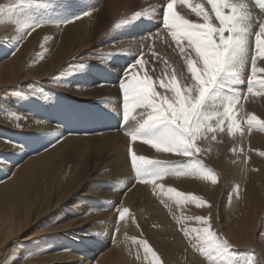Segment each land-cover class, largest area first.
Returning <instances> with one entry per match:
<instances>
[{"label": "bare ground", "instance_id": "bare-ground-1", "mask_svg": "<svg viewBox=\"0 0 264 264\" xmlns=\"http://www.w3.org/2000/svg\"><path fill=\"white\" fill-rule=\"evenodd\" d=\"M26 1L28 3H36V2H42L44 0H35V1L26 0ZM83 1L88 4V6L83 9V11L84 13L88 12L89 16L88 17L82 16L83 13L81 12L83 11L79 10L76 12L77 14L72 16L73 18L81 15L82 17H80L78 21L76 22L73 21L74 23L72 22V24L67 25L65 28L54 29L57 30L59 33L55 35L51 34L53 38L52 39L53 43L52 45H50V48L48 49L49 52L43 51L45 59L42 62V65L39 66L36 70H32L29 72L26 71V69L24 68L27 61L25 56L26 53L30 51L29 49L32 46L34 48L35 45L32 44L37 43L38 33L41 34L43 33L42 31H47V30L40 31V29H42L40 28L38 33L35 32L30 37V39H28L23 44H21L20 42L24 39V36L26 35V33H28L31 30V28L26 30H24V28L20 29L19 31H17V33L14 35L12 39L2 38L3 41L0 43V46L2 47L0 49L1 50L0 95L3 89L9 90V89H14L16 86L18 87V85L24 86L23 84L26 83L27 81L30 84L31 83L30 81L41 80L42 83L45 84L47 82L49 83L50 80H54L57 77H60L58 76L57 73L60 71V67L63 65V62L64 61L69 62V60H72V58L67 60L66 58H69L73 54H75L74 56H77L76 59H79L78 58L79 56L80 58H82L83 57L82 53L88 46H92V45L94 46L95 44H97L96 42H94L96 40L93 38V33L96 31L95 26H97L98 24H103L101 26L105 25L106 27L109 28V30L111 29L117 30L118 33L121 34V37L117 35L119 37L109 36V38L113 37L114 38L113 42L117 40V42L118 41L122 43L124 42L125 45L127 44V42H129V44H133L132 46L130 45L128 48L129 49L131 47L136 48L135 50H138V53L137 54L135 52L134 53L137 56L141 54L139 52V49L144 47L145 50H149V51L153 50V48L157 47L155 42L159 41L158 43L160 48L158 47L157 48L163 52L161 55L163 63L161 64L166 65V68L159 67V72H161L162 74V77L160 76L159 77L163 81L169 84L174 83L175 86L180 87L181 92L183 94L184 85L190 84L192 82L191 73L188 70V66L185 61V58L181 54L180 48L177 47L175 40L171 42L172 45L171 44L166 45L164 40L160 37V36H166L170 38L172 35L169 32V30L167 31L160 29L158 32H153L155 26L158 27L161 23L162 12H163V11L161 12V10L164 9V5L167 3V0H82V2ZM228 2L231 4L243 3L247 5V10L251 13V16L253 18L254 27L252 28V31L258 32V27H255V22L259 19H264V16L261 17V12H259L256 9L257 0H228ZM24 5L25 4H23V6ZM192 5L196 7H202L204 9L205 15L197 16L196 13L192 12L190 9V6ZM69 8H71V6H69ZM139 9H143L145 12L137 18L138 23L136 22L134 24L126 21L127 18H129L128 14ZM2 10H3L1 14L2 18L7 20L9 16L7 12L8 9L4 8ZM177 11L185 18L197 24H205L211 27L219 26V21L216 18V14L215 11L213 10V6L210 0H189L188 4L178 3ZM11 13L13 14V12ZM32 13L36 20L30 22L38 23L36 18L37 11L34 6L28 7L27 9H23L22 11L20 10L19 12H17V15L14 12V14L16 15V20L14 21L24 22L26 19L31 18ZM70 13L74 14L75 12L73 11ZM27 14L30 15L27 16ZM15 15L13 16L15 17ZM9 19L11 20V17ZM9 22L10 23L7 24V26L9 27H12L13 24H15V22L12 21ZM30 24L31 23L25 22L24 26L26 27L29 26ZM150 24H154V25L152 26ZM86 25L88 26L85 28ZM129 27L130 29L128 30ZM144 28H146L147 30H145ZM99 29L100 28H98V30ZM129 31L130 33L135 32L133 37H129ZM13 39H16L14 44L10 43L6 45V42H8L6 40H13ZM252 40L254 42V37L252 38ZM105 42L107 43V41ZM154 44L156 47H154ZM19 46H20V51L18 48ZM169 46L174 48L171 49ZM182 47L187 48L186 42L182 45ZM128 48L126 47V49ZM187 50L188 52H190V48H188ZM18 51L23 54L24 58L21 59L19 57L20 54H18ZM157 52L159 53V51ZM157 52L156 54H158ZM92 55L97 57L98 55H100V53H98L97 50H94L92 52ZM103 55L101 56L100 59H94L97 64L95 70L98 69V66H102L101 67L102 69H107L106 72H109L108 77L107 78L105 77L106 79L103 80L104 82L103 85H105L103 89L91 88L92 90L86 93L88 91V90L86 91L88 82H84L81 83V85L79 84L78 87V88L81 87L82 89L80 88L76 90L73 84L74 81L70 79L71 78L70 76H67L65 74L64 76L70 78L66 79V83L64 82L65 88H61L59 90H61L62 96H64L65 99L68 98L69 100L75 98V96L77 98L78 96H80L81 101L85 97L90 100L94 99L96 101V99H100L101 97L105 98V96H107L111 100L109 101V106L107 105L106 107L103 108L106 110V112L111 110L113 113L109 115H107L106 113L105 115L95 112L94 113H90L88 111L84 112L78 118V121L76 120V117L74 118L77 121L76 124L73 123L67 124L68 130L64 131V133H61L62 131L58 133V130H56V128L53 129L50 126L52 128L50 131H46L42 133L43 138H45L41 140L42 143H38L37 138H35L36 136L33 135L34 130L38 128L40 125L44 124L43 122L40 121V118L44 116L43 118L45 119L48 118L49 120H53L51 117L55 116L56 118H59L62 115L60 114L61 111L60 112L54 111L55 113L54 114L52 113L49 116L48 114H44L43 108L42 109L37 108L36 111L37 110L38 111L34 116L36 119H33L34 121H32L30 124V121L32 119L29 120L27 116H25V115H33L34 109H32L30 103L25 101V105H24L22 103L23 100H19V102L22 105L21 107L24 108H21V112L23 114L22 115L20 114L19 111L20 108L18 109L17 108L18 106L16 108L14 107L15 110H18V112L16 111L17 112L16 116L21 117V118H17L11 115L10 112L11 111L13 112L15 110H11V107L9 106V104L12 106L15 105V104L13 105V102H15L16 99L15 97L17 94L13 95L14 92H12L9 94V96L5 98H3L2 96L0 97V117L4 118V120L1 121L0 124V179L2 178L4 171L9 169V165L13 161L12 155L16 151L14 148L16 145L27 148L25 154L27 155L29 160L21 164L18 170L14 171L12 175V177L14 176V179L7 186L0 187V264H7L9 262V255L12 256V254L14 255V253L18 255L17 259L19 261L16 260V263L18 264H51L54 263V261L58 257L60 259L61 258L65 259V261L69 264H96V263L98 264H165L169 261L172 262L173 264H205V260L203 259L206 256L204 258H202L203 256L197 257V255L194 253L191 247L193 245V242H191L188 239L184 241L182 238L183 236H185V233L186 232L188 233L189 229L192 228V227L189 228V225L187 227H185V225H182V222L184 221L183 223H185V220L188 219V216H190L189 214L191 213V209L188 208L189 205L187 204H186L187 206L186 205L184 206V204L186 203L185 200L176 197V192H180L184 194V196L190 200L193 199L191 198L192 197L191 195L193 196L197 195L200 198H204L205 200L206 199L205 197H209L210 195L209 182L211 183V181L209 180H211V178L205 180L202 179L201 177H193L192 173H189L187 169L185 170L182 169L183 170L182 171L180 165H178V162H176L177 165L174 164L175 165L174 166L172 164L173 163L172 161H177L178 160L177 157L175 158L173 156L174 157L173 158L172 155H169L167 153V151H162V150L157 151L155 148L153 151V149H150L149 146L151 143L148 142L150 140L149 137L142 138L140 135H137V139L132 140L131 138L132 135L137 134L140 129V127H137L136 124L138 123V121H143V119H145L146 121V118L144 116H141L140 114L141 113L140 109L142 110V108H137L129 111L128 121L124 122L121 113L122 111L124 113V109H121L122 108L120 107L121 105H119V108L117 106L116 107L112 106V101L114 99V96L116 98V93H115L116 88L115 86H112L113 84L112 82H114V80L122 74H123L122 80L119 83L127 82V79L130 78L133 73H135L138 79H144L145 75L142 74V72H144L142 71V69L144 70L145 68H143V66L137 68L139 65H141V63H136L138 57H136V59L131 57L132 54L129 53V50L125 51L121 47H117V45L111 47V50H107V55H104V59H102ZM192 55L195 56V53L193 52ZM250 55L251 52L248 53V56H246V61L248 60V57ZM143 60L144 59L141 58L142 65L144 63ZM80 61L85 62V60H81V59ZM113 61L114 62L117 61L119 63L118 67H115L114 70L116 72L115 75L111 74V71L113 69V67H111V63ZM134 63H136L135 69L132 68V64ZM145 63H147L146 60ZM256 67H257V76L252 84V89H253L252 92L246 91V89L248 88L247 76L251 71L250 61L246 63L244 69L245 82L239 85H228V87L231 86L233 88L240 89L241 91L237 93V95L240 96L239 102L234 103L232 105V110H234V112L235 111L238 112V114H236L235 118L234 119L232 118V120L229 121L225 120L227 122L224 123V125L222 122L223 132H225V127H228L227 124L231 126L233 121H235V123L244 121L248 125V120H250L251 117L255 115L257 117V120L253 122L251 128H249L248 125L247 129L245 130V128L242 125L240 126L237 124L238 127L236 128V131L239 135L242 134V137H244L245 132L246 135L249 136L248 131H252L253 133L264 134V94H261L264 93V85L258 83L259 80L264 79V71H261V69H264V59L257 58ZM74 69H76V72L77 70H79L78 67ZM88 70H92V68H89ZM198 70H199V66H198ZM148 77H150V75ZM169 77H173L174 80H170ZM69 79L71 81H68ZM91 81L95 82L92 78ZM151 81L153 83L152 84L153 88L158 93H164L169 98H172L174 96L173 92L171 91L166 92L165 88L161 87V83H159V81L156 83L154 80ZM225 82L228 83V81L226 80L223 81V83ZM52 83L50 81V84H48V86L50 85L49 87L51 88L52 86H56L55 84L52 85ZM78 83L79 82H77L76 85ZM34 85L36 84L34 83ZM44 86L43 84L42 86L40 85V87H44ZM227 89L222 91V93L220 94L222 97L220 98L224 97V95L227 92ZM102 91L104 93H100ZM214 91H216V89ZM214 94L213 93L211 94V98H213L212 99L213 102H216L217 98L214 97ZM62 96L60 95L57 96L59 102H60L59 99L62 98ZM121 98L123 99V95L121 96ZM211 98L207 102L206 108L210 110H216L214 112L213 111L210 112L212 116H215V114L218 115L220 114V112L222 113L221 117L224 116V110H222L220 106L218 107L217 105L210 102ZM258 99L261 102L257 101ZM10 100H12L11 103ZM88 104L95 106V104L89 102ZM56 109L60 110L63 109V107L62 106L56 107ZM234 112H232V114ZM237 118L239 121L237 120ZM71 119H73V117ZM68 121L72 122V120H68ZM15 122L17 123L22 122L21 126L24 127V129L23 130L14 129L12 124ZM105 123H109L106 129L97 130L98 128L97 125H103ZM118 124L125 125V127H127L130 131L129 130L126 131L124 129L123 131L124 133H121L120 134L121 136L118 135L119 130L117 132V129L115 127ZM46 126L48 127L49 125ZM56 126L58 127V125ZM59 127L61 128V126ZM93 134L96 135L102 134V135L94 136ZM222 134H220V136L223 138L224 135ZM199 138L200 137H198V139ZM9 140L14 143H9ZM219 142L215 141L214 142L215 144L213 143L214 150H218L219 153L217 152V156L221 155L222 157V155L226 154V152L224 151L225 145L223 144L222 141ZM47 144L48 146H46ZM46 147H48L47 150H45ZM41 151H43L42 154ZM68 152L71 156L75 155L74 156L75 158L77 155L78 161L80 160L79 163H75L74 167L69 161H68L69 163L67 162L68 156H70L68 155ZM229 152L228 154H230ZM111 153L114 154L112 158V163L110 162L108 163V158L110 156L109 154ZM130 153H135L137 157H144L145 163L143 167L147 172L150 173L162 172L163 175L160 176L158 179H156L155 183L151 182V177H148L149 180L148 183H142L139 182L138 180L136 181V178L134 180V174H133L134 171L132 170V166L130 163L131 157L128 156ZM210 154H213V152H210ZM233 155L241 156V152H238V154L234 153ZM175 156H177V154ZM93 157H96L97 160H100L101 158L103 159L107 158V162H105L106 164L103 162L102 165L104 169L102 168L99 169L100 168L99 162L95 161L94 166L91 168L90 171H88L89 168L91 167L89 161L91 158L93 159ZM72 159H74L73 156ZM154 160H162V163L159 166H157L155 164V163L158 164L157 161L154 162V164L152 163ZM166 160H168L167 161L168 165L167 166L164 165L165 167L164 169L165 171H164L161 167L162 164L166 162ZM67 163H68L67 170H70L69 168L73 167L71 168V170L75 172V176L69 186H64V182H62L59 186H55V187L53 186L48 187L47 184H43V185H39L37 192H34V187L37 183V180L40 177L44 178L45 180H52V181L55 180L60 170L67 171L65 169V164ZM110 165L112 171L108 170V166ZM262 165L264 166V159L262 161ZM100 170L102 171L108 170V172L110 173L109 175H113L114 178L117 180L120 189L127 190V192L123 195L124 205L121 212H123L125 208L128 209V212L125 213L123 218L119 220L114 219L113 217H109L108 228H112L114 224L117 227L113 229L112 235H109V231L106 232L105 235L104 232H102L103 237L99 241H96L92 236L93 231L92 229L89 228L88 222H87L88 225L87 228L83 224L85 221L81 220L80 217L73 216L69 213L67 217H65L66 212H64V210L68 206L65 205L62 208L61 214L58 213L59 211L58 207L64 204L65 203L64 201H68L67 205L72 202L70 205H73L74 207L75 205L76 206L82 205L85 202L87 206L81 207L79 211L77 210L78 211L77 214L79 213L88 214L90 213V211L91 213L99 211L100 208L102 207V202L100 201L96 203L93 202L92 199L88 196V194L87 193L82 194L81 190L83 189L84 182L87 181L91 172H95V171L97 172ZM216 171L217 173H220V175H223L219 169H217ZM97 177L102 178L101 176H97ZM254 180H256V182L258 181L257 179ZM261 185H263V183H261ZM257 186L260 187V189L262 190V187L260 185ZM46 187L48 188L46 189ZM97 188L100 189L101 186ZM46 190H51L52 192L50 195H47L46 198H44L40 195V193H44L46 192ZM91 190H92V186H90L89 191ZM196 191H200V193H197ZM262 193L264 194L263 190ZM81 194L82 196H80ZM33 200L37 202V204L41 206V208H38L36 210L30 208V204L32 203ZM104 204L105 203H103V205ZM133 204L135 206L139 205L138 211H136L133 208ZM194 205L195 204H193V206ZM200 207H202V204ZM204 208H202L201 210H203ZM246 209H247L246 212L252 211V215L254 217L257 208L255 210L254 207L252 209H248V208ZM49 210L50 213L46 214L45 212ZM49 215H52V217H50ZM44 219H49L47 221V224L49 227H51L50 230L33 235L31 233H28L33 228L34 224L37 221H43ZM61 219H66V222L64 225L58 226L57 223H59ZM180 219L181 221L182 219L185 220L179 223L178 221H180ZM244 219H251L250 215H245L242 219H239V221L237 220L238 225L236 224L235 221V225H231L228 228L231 237L240 234L237 237H234L235 239L234 238L231 239L233 245L234 244L238 246L241 245L242 244L241 236H244L243 234L249 233L250 229L252 228V225L249 224ZM243 221H245L246 223H241ZM254 221L255 219H251L250 223H253ZM175 222H178L179 224L177 223L178 225L176 226L174 224ZM189 224H192V222L190 221ZM154 226H157V228L155 230H152V227ZM162 229H167L169 233L162 232L161 231ZM147 231H150V234H152L154 237H151ZM179 231L182 234H179ZM24 234L27 236H24ZM86 234H90V236H87ZM172 237H174V240H172ZM179 238L182 241V243L179 240ZM14 239L15 240L18 239V243H21L24 246L21 245L17 247L15 246L13 249H11V252H9V246L14 244ZM37 240H40L39 241L40 244L36 246L33 249V251H30L29 249L31 248L32 244ZM253 240L254 238H252L251 241L252 243ZM102 241L104 245L110 243L112 250L109 249L108 252L103 254V256L99 257L100 252L105 247L101 245L100 242ZM236 242L238 244H236ZM255 242H257L258 245L263 246L262 248H264V238L255 237ZM37 243L38 242H36V245ZM199 244L200 243H198V245ZM146 247L151 248L157 254V257L155 259L153 258L150 252L147 254L145 253ZM55 251H64L65 253L64 254L52 253ZM200 255H202V252Z\"/></svg>", "mask_w": 264, "mask_h": 264}, {"label": "rangeland", "instance_id": "rangeland-1", "mask_svg": "<svg viewBox=\"0 0 264 264\" xmlns=\"http://www.w3.org/2000/svg\"><path fill=\"white\" fill-rule=\"evenodd\" d=\"M25 1L26 0H0V43L3 41L2 38L12 39L14 37V35L17 33V31H19L20 29L24 28V30H26V29L30 28V25L33 24L30 21H35L36 20L34 15H33V13L31 14V18H33V19L28 18L24 22H20L19 21L20 23L18 21H14V20H16L17 12H19L20 10L22 11L23 9H27L28 7H33L34 6L36 11H37V16H36L37 22L40 23L42 20H44V23H41L38 27H35L34 29H31L28 33H26V35L24 36V39L20 43L23 44L24 42H26L28 39H30V37L35 32L38 33L40 28H42V29H40V31L41 30H47V31H42L43 33H41V34L38 33V36H37L38 41H37V43H33L32 45H35L34 48L32 46L29 49L30 51L26 53L25 58H26L27 61H26V65H25L24 68L26 69L27 72H29V71H32V70H36L39 66L42 65V62L45 59L43 51L49 52L48 49L50 48V45H52V43H53L52 35H55V34L59 33L57 30H54V29L65 28L67 25L72 24L73 21L74 22L78 21V19L72 20L69 23H59V22H63V21H67V20L71 19L72 16L77 14L76 13L77 11H79V10L83 11V9L88 6V4L86 2H84V1L82 2V0H78L79 2L77 0H51V2H50V0H44L42 2H36V3H28L27 1L25 3ZM33 1H35V0H33ZM64 1H65L66 4L64 3ZM23 4H25V5L23 6ZM31 5H33V6H31ZM256 5L257 6H261V0H257ZM69 6H71V8H69ZM4 8L8 9L7 12H8L9 16H8L7 20L3 19L2 16H1V14L3 12L2 9H4ZM163 10L164 9H162L161 12ZM73 11L75 13L71 14L70 12H73ZM11 12H13V14ZM14 12H15L16 15L14 14ZM53 12H54V14H53ZM144 12L145 11L143 9H139V10H136L134 12H131L130 14H128V17L130 19L127 18L126 21L135 24L138 21L137 18L139 16H141ZM81 13H84V11L81 12ZM137 13H139V15H137ZM13 15H15V17ZM29 15L30 14H27V16H29ZM55 16H56V18H55ZM82 16L88 17L89 14L88 15H82ZM82 16H80V17H82ZM10 17H11V20L9 19ZM9 21L15 22V24H13L12 27H9V26H7V24L10 23ZM25 22L26 23L28 22V23H31V24L29 26L25 27L24 26ZM63 25H64V27H63ZM101 25H103V24H98L97 25L98 27L95 26L96 31L93 33V38L96 40L94 42H96L97 44H95L94 46L93 45L92 46H88L87 48L89 50L86 48L87 50L85 49L83 51V53H82L83 57L82 58H80V56H79L78 57L79 59H76L77 56H74L75 54H73L69 58H66V60L67 59H71V58H72V60H69V62L68 61H64L63 62L64 66L62 65L60 67V71L57 73L58 76H60V77H57L54 80H50L51 83L53 82L52 85L55 84L56 86H52V88L49 87L50 85L48 86V84H50V81H49V83L47 82V83L44 84V83H42L41 80H35V81L33 80V81H30L31 82L30 84H29L28 81H27L28 83L27 82L24 83L23 85L25 87L21 86V85H18V87L16 86L14 89H9V90L3 89L2 90V93H1L0 97L2 96L3 98L9 96V94L12 93V92H14L13 95L17 94L16 97H15L16 98L15 102H13V105L14 104L15 105L12 106V105L9 104V106L11 107V110H15V108L18 106L17 108L18 109L20 108L19 111H20V114H22L21 108H24V107H21L22 105L19 102V100H23L22 103L24 105H25V101L31 104L32 109H34L33 115H25V116H27V118L29 120L32 119L30 121V124H31L32 121H34L33 119H36L34 116H35L36 112L38 111V110L36 111L37 108H40V109L43 108L44 109V114H48L49 116L52 113L54 114L56 111H58V112L61 111L60 114H62V115L59 118H56L55 116L51 117L53 120H49L48 118L45 119V118H43L44 116H42L40 118V121L43 122L44 124L40 125L33 132V135L36 136L35 138H37L38 143H42L41 140L45 139V138H43L42 133H44L46 131H50L52 128L53 129L56 128V130H58V133H60L61 131H62L61 133H64V131L68 130L67 129L68 128L67 124H69V123L76 124L77 121H78V118L84 112L88 111L90 113H94L95 112V113H100V114H105V115H106V113H107V115L113 113L111 110H109L111 112H109V111L106 112V110L103 108V107H106L107 105L109 106V101L111 99H109L107 96H105V98L101 97L100 99H96V101L94 99L90 100V99H88L86 97L83 98L82 101H81L80 96H78V98L76 96H75V98L71 97L72 99L69 100L68 98L65 99V97L62 96L61 90H59L61 88H65L64 85L66 83V79H68L70 77H71L70 79L74 81L73 84H74V88L76 90L81 88V87L78 88L77 85L79 86V84L81 85V83H84V82H88V86H87V89H86V91L87 90L88 91L86 93H88L90 90H92L94 88L103 89L105 87V85H103L104 84L103 80L108 77L109 72H106L107 69H102L101 68L102 66H98V69L95 70L97 64H96L94 59H100L103 54L107 55V50H111V47H113V46L117 45V47H121L125 51L129 50V53L132 54L131 57H133L135 59H136V57H138L137 60H140V61H141V58H142V59H144L143 60L144 63H145V60H146L147 63H145V64L143 63V68H145V69L144 70L142 69V71H144L145 74H144V72H142V74L143 75H147V77L150 75L149 78H151V80H154L155 83L158 82V81H159V83H161L162 79L160 77H162V74H161V72H159V67L160 68H166V65H162L161 64V63H163V60L161 58L162 57L161 55H162L163 52L158 49V48H160L159 47V43H158L159 41L155 42V44H156V46L158 48L154 44V47H156L157 49L153 48V50L149 51V50H145V48L142 47L143 49L142 48L139 49V52L141 54L137 56L136 54L138 53V50H135L136 48H133V47H131L132 49L128 48L130 45L132 46L133 44H129V42H127V44L125 45L124 42L123 43L119 42V41L117 42V40H115L113 42V40H114L113 37H119V36L121 37V34L118 33L117 30H115V29L109 30V28L106 27L105 25H104L105 27L101 26ZM150 25L153 26L154 24H150ZM87 26L88 25H86L85 28ZM98 28H100V29L98 30ZM104 28H106V29H104ZM129 29H130V27L128 28V30ZM144 29L147 30L146 28H144ZM102 30H103V32H102ZM105 30H106V32H105ZM110 34H113V35H110ZM134 34H135V32H131L130 33V31H129V37H133ZM94 35H96V36H94ZM117 35H119V36H117ZM109 36H113V37L109 38ZM102 37H104V38H102ZM170 38H169L170 40H164L166 45H170L171 42L174 40L172 36ZM6 41H8V42H6V45L10 44V43L14 44L16 39L6 40ZM105 41H107V43ZM112 43H115V44H112ZM101 44H102V46H101ZM126 47L128 49H126ZM169 47L171 49L174 48V47H171V46H169ZM1 48L2 47L0 46V49ZM18 48H19V51H20V46ZM94 50H97V52L100 53V55H98L97 57L93 56L92 52ZM141 50H143V51L145 50V51L143 52ZM19 51H18V54H20L19 57L21 59L24 58L23 54L21 52H19ZM153 51H156V52L159 51V53L157 52L158 54H156V52H153ZM0 52H1V50H0ZM190 52L193 53L191 49H190ZM155 54H156V56H155ZM104 55H103L102 59H104ZM80 59L81 60H85V62L84 61H80ZM118 64L119 63L117 61L116 62L113 61L111 63V67H113V69L111 71V74L115 75L116 72L114 70H115V67H118ZM77 67L79 68V70H77V72H76V69H74V68H77ZM139 67H141V65H139L137 68H139ZM72 68H73V70H72ZM89 68H92V70H88ZM197 69H198V66H197ZM87 72H89V73H87ZM31 73H34V72H31ZM69 73L72 74V75H70ZM79 73H81V74H79ZM65 74L67 76H70V77L64 76ZM95 74H96L97 77L95 76ZM122 76H123V74L118 76L114 80V82H112L114 84V85L112 84V86H115V88H116V90H115L116 91L115 92L116 93V98L114 96L115 101L113 99L112 106L113 107L117 106L119 108V105H121L120 106V107H122L121 109H124V107L122 106L123 99L121 98L122 90L119 87V85H120L119 82L122 80ZM36 78H38V77H36ZM91 78L95 82H92ZM169 78H170V80H174L173 77H169ZM70 79L68 81H71ZM144 79H145V77H144ZM33 82L36 85H34ZM77 82H79V83L76 85ZM37 84L39 85V87H38ZM42 84H43V86L44 85L45 86L44 87H40V85L42 86ZM224 84L226 85L225 89L223 87H219L220 90L218 88V89H216V91H213V94L215 93L214 97L217 98L216 102L212 101L213 98H211L210 102H212L213 104L217 105L218 107L220 106V108L222 110H224V112H225V108H226V105H227L226 103L227 102L223 98H220V97H222L220 94L222 93V91H224V90H226L228 88L229 84L227 82H225ZM19 86H21V87H19ZM97 86H98V88H97ZM45 87H46V90H45ZM21 88H22V90H21ZM56 88H58V89H56ZM58 91H59V93H58ZM100 93H104V92L102 91ZM58 95L62 96V98L59 99L61 104H60V102L57 99ZM73 95H74V93H73ZM18 96H20V97H18ZM35 101H37V102H35ZM257 101L261 102L259 99ZM11 102H12V100H10V103ZM88 102L92 103V104H95V106L96 105L97 106L95 107L93 105H89ZM16 103H17V105H16ZM58 105L62 106L63 109H60V110L56 109V107H60ZM207 110L209 112L216 111V110H210V109H207ZM16 111L18 112V110H15L13 112L9 111V112L17 114ZM51 111H53V112H51ZM140 111H141V113H140L141 116H144L146 118V120H147L148 115L151 113V109L142 108V110L140 109ZM232 112H234V110H232ZM121 113H122V116H123L124 115L123 111ZM236 114H238V112H236V111L233 114L231 113V119H229L225 115L224 116L227 119L224 116L221 117V115H222L221 112L218 115L215 114V116H213V119L208 121V124L210 123L209 125L214 127L213 130L208 131L209 134H208L207 131L206 132L202 131L201 132L202 135L201 134L198 135V137H200V138L198 139V137H197V139H196V141H197L196 144L198 145V148L200 150L195 155H191V156L183 155L184 156L183 157L182 155H178L177 154V156H175L176 155L175 153L172 154L170 152H167L169 155H172V157L173 156L175 158L177 157L178 160L177 161H172L173 163L172 162L171 163L173 165L174 164L177 165L176 162H178V165H180L181 170L182 169L183 170L187 169V171L189 173H192L193 177H201L202 179H205V180L211 178V180H209V181H211V183L209 182V184H210V195H209V197H205L207 199V201H206V199L204 200V198H200L197 195H194V196L191 195L192 197L189 195L191 198L195 197V201H198V202L202 201L199 204L200 206L202 204V207L196 205L197 202L192 201L193 199L185 200V199L182 198L183 200L186 201L184 206L187 204V205H189L188 208L191 209V213L189 214L190 216H188V219H190V220L182 219V221L185 220V223H183L184 221L182 222L181 219H180V221H178V222L179 223L182 222V225H185V227H187L188 225H189V228L192 227L188 231V233H189L188 236L187 235H185V236L182 235L183 236L182 238H183L184 241H186V239H188L191 242H193V240H191V239H192L193 235L195 234L194 230L197 229V228L203 230L204 228L207 227V228H209V231L214 234V237H218V238H221V239H226L228 241V244H229V247H230V251L232 253H234V259L240 260V264H243V260H245V259H247L249 261V264H264V248H262L263 246H260V245H258L257 242H255V237L256 238H259V237L260 238H264V194L262 193V190L264 191V166L262 165V161L264 159V149H263L264 148V134L253 133L252 131H248L249 132V136H247L246 132H245L244 137H242V134L239 135L237 133L236 129L233 131L232 130V125L230 126L229 124H227L228 127L224 126L225 127V132H223L224 123H226L229 120H232V118L234 119ZM13 117L21 118L19 116H13ZM72 117H73V119H71ZM75 117H76L77 121L74 119ZM219 118H220V120L223 121V125L222 124H220V125L216 124V121L219 120ZM3 120H4V118L0 117V124H1V121H3ZM68 120H72V122L68 121ZM225 120H227V121H225ZM237 120H238V118H237ZM144 122H145V119H143V121H138V123L136 122L137 123L136 124L137 127H140L141 124H143ZM21 123L22 122H20V123L15 122V123L12 124V126L16 130H23L24 127L21 126ZM51 124H53V125H51ZM54 124L58 125V127L56 125H54ZM122 124H123V122H122ZM122 124L121 125L118 124L117 126H115L116 129H117V132L119 130V132H118L119 134L118 135H120L121 133H124L123 132L124 129L126 131L129 130L127 127H125V125H122ZM237 124L240 125V126L242 125L245 128V130L248 127V125L244 121L237 122L236 125ZM46 125H49V126L47 127ZM59 126H61V128ZM45 127H46V129H45ZM83 128H85V127H83ZM80 130H82V129H80ZM220 134L224 135V137L222 138L220 136ZM93 135L94 136H98V135H102V134H97V135L93 134ZM203 137H205V138H203ZM213 137H215V138L213 139ZM215 141L216 142L222 141L223 144L225 145L224 151L226 152V154L222 155V157H221V155L217 156L218 150H214V144H215L214 142ZM46 146H48V144ZM151 147H152V145L150 144L149 148L153 149V151H154V147H152V148ZM14 148H15L16 151L12 155L13 161L9 165V169L4 171V173L2 175V178L0 179V187L7 186L14 179V176L12 177L14 171L18 170L19 167L21 166V164H23L24 162L29 161L27 155L25 154V151H27V148L19 146V145H16ZM47 149H48V147L45 148V150H47ZM43 151H41V154H42ZM229 151H231V152H229ZM210 152H213V154H210ZM228 152L230 154H228ZM238 152H241V156L233 155L234 153L238 154ZM68 155H70L69 152H68ZM109 155L110 156L108 158V163L109 162L112 163V158H113L114 154L111 153ZM130 155L131 154H129L128 156L131 157ZM72 156H73L74 159H72ZM72 156L71 155L68 156V159L71 157L70 158L71 160L67 159V162L69 161L72 164V166L74 167L75 163H79L80 160L78 161V156L77 155H76V158L74 157L75 155H72ZM95 161L99 162V166H100L99 169H101V168L104 169L102 165H103V162L104 163L107 162V158H104V159L101 158L100 160H97L96 157H93V159L91 158L90 161H89L90 162L89 164H90L91 167L89 168L88 171H90L91 168L94 166ZM100 161H101V163H100ZM156 161L158 162V164L155 163L157 166H159L162 163V160H154L152 163L154 164V162H156ZM167 161L168 160H166V162L164 164H162L161 168L163 170L165 169L164 165L165 166L168 165ZM68 163L65 164V169L66 170H67ZM131 166H132V164H131ZM73 167H71V168H73ZM71 168H69L70 170H67V171L60 170L58 172L57 178L55 180H53V181L52 180H45L44 178L40 177L37 180V183H36V185L34 187V192H37V189H38L39 185H43V184H47L48 187L49 186L55 187V186H59L62 182H64V186H69L71 181L73 180V178L75 176V172L73 170H71ZM217 169H219L222 172L223 175H220V173H217V171H216ZM108 170L112 171L111 165L108 166ZM108 170H106V171L100 170V171H97V172L95 171L96 173L95 172H91V174H90L89 178L87 179V181L84 182V187L81 190V193L82 194H86L87 193L88 196L92 199L93 202H95V203L98 202V201L102 202V207L100 208L99 211L93 212V213H91V211H90V213H88V214L87 213L86 214L85 213L77 214L81 207H86L87 206L85 204V202L82 205H78L79 207L76 206V205L74 207L73 205H70L72 202L67 205L68 201H64L65 203L58 207V209H59L58 213L59 214L62 213V208L66 205L68 207L64 210V212H66L65 213V217H67L68 213L73 215V216L80 217L81 220L85 221L83 224L86 227L88 226L87 225V222H88L89 228L92 229V231H93L92 232L93 233L92 236H93V238L96 241H99L103 237L102 232H104V235H105L106 232L109 231V235H112L113 229L116 228L117 226L114 224L112 228H108V220H109L108 218L109 217H113L114 219H118V215L122 211L123 205H124L123 195L127 192L126 189H120L119 184L117 183V180L114 178L113 175H109L110 173L108 172ZM132 170L134 171L133 174H134V180H135L136 172H135V169L133 167H132ZM97 176H101L102 178H98ZM213 177H215V182L213 181ZM254 179L258 180L257 181L258 184H257L256 180H254ZM136 181H137V178H136ZM261 183H263V185H261ZM219 184H221V185H219ZM257 185H260L262 187V190ZM90 186H92V190L91 191H89L90 190ZM99 186H101L100 189L97 188ZM48 187H46V189ZM96 188H97V190H96ZM51 192H52L51 190H46V192L40 193V195L42 197L46 198V196L50 195ZM196 192L200 193V191H196ZM82 194L80 196H82ZM203 202L204 203L206 202V203L204 204ZM103 203H105V204L103 205ZM193 204H195V205L193 206ZM43 207H42V209H43ZM199 207H200V209H199ZM253 207H254V210L257 208L254 217L252 215V211L246 212V210H247L246 208L252 209ZM30 208H32L33 210H36L38 208H41V206H39L37 204V202H35L33 200L32 203L30 204ZM133 208L136 211H138L139 210V205L135 206L133 204ZM195 208H198L199 210L195 209ZM202 208H204V209L201 210ZM192 209H194V210H192ZM71 210H74V211H71ZM195 210H197V211H195ZM192 211H193V213H192ZM242 211H245V212H242ZM199 212H202V213H199ZM45 213L49 214L50 210L45 212ZM245 215H250V218L251 219H255V221L253 223H250L251 219H244L249 224L252 225V228L250 229L249 233L243 234L244 236H241V238H242V241H241L242 244L241 245H239V246L235 245V244L233 245V243L231 242V239H233L234 237H237L240 234L231 237L228 228L231 225H235V221H236V224L238 225L239 219H242ZM49 216L52 217V215H49ZM183 218H184V216H183ZM200 218H203L208 223L205 224L203 222V220H201ZM48 220L49 219H44L43 221H37L34 224L33 228L28 233H31L33 235V234H39V233H42V232L50 230L51 227H49L48 224H47ZM190 221L192 222V224H189ZM65 222H66V219H61V221L59 223H57V225L58 226L64 225ZM142 222H143V219H142ZM178 222H175L174 224L177 226L179 224ZM241 223H246V222L243 221ZM221 226H224L225 228L221 227ZM156 228H157V226H154V227H152V230H155ZM191 229H192V231H191ZM161 231L164 232V233H169V231L167 229H162ZM147 232H148V234L151 237H154L152 234H150V231H147ZM179 234H182V233L179 231ZM86 235L90 236V234H86ZM200 235L201 236L204 235L203 231H201ZM24 236H27V235L24 234ZM190 237H191V239H190ZM252 238H254L253 243L251 242ZM18 239L17 240L14 239V244L9 246V252H11V249H13L15 246L16 247L19 246V245L24 246L23 244L18 243ZM172 240H174V237H172ZM179 240H180V238H179ZM39 241L40 240L36 241V242H38L37 245H36V242H34L29 250L33 251V249L40 244ZM200 241H195V242L196 243L198 242L200 244L204 243L203 240H200ZM100 243H101L102 246H105V247L100 252L99 257L103 256V254L108 252L109 249L112 250L110 243L107 244V245H104L103 241L100 242ZM181 243H182V241H181ZM198 243H197V245H198ZM236 244H238V243L236 242ZM33 245H34V247H33ZM191 247H192L194 253L197 255V257H201V256H203L202 258L205 257L204 252H202V251H199V252L197 251L196 252V250H197L196 247H193V245ZM201 252H202V255H200ZM52 253H54V254H58V253L64 254L65 252L64 251H55V252H52ZM14 255L12 254L13 257L11 255H9V262L7 264H12V262L14 260L15 261L13 262V264H18V263H16V260L19 261L17 259L18 255L15 254V253H14ZM149 257H152V256H149ZM203 260H205V264H210V261H208L206 257ZM168 263L169 264H173L170 261L165 263V264H168ZM51 264H69V263H67L65 261V259H63V258L60 259L58 257V258H56L54 263H51ZM96 264H98V263H96Z\"/></svg>", "mask_w": 264, "mask_h": 264}, {"label": "snow or ice", "instance_id": "snow-or-ice-1", "mask_svg": "<svg viewBox=\"0 0 264 264\" xmlns=\"http://www.w3.org/2000/svg\"><path fill=\"white\" fill-rule=\"evenodd\" d=\"M210 2L219 21L218 27L197 24L179 14L177 4H188L189 0H167L164 5L161 18L162 26L169 30L177 47L180 48L191 73L192 82L184 85L182 94L180 87L162 80L161 87H164L166 92H173L172 98L164 93H158L153 88L151 78L147 75H145V79H138L133 73L127 82H121L119 87L123 95L124 122L128 121L130 110L151 109L147 120L141 124L139 132L132 135V140H136L137 135L142 138L149 137L148 142L157 151L162 150L187 156L195 155L200 150L196 144L198 135L202 131L213 130V127L208 124L213 116L206 108L211 94L218 87L225 89L226 85L223 83L225 80L229 85L243 84L245 82V65L249 61L251 71L247 76L248 88L246 91L252 92V84L257 76V58L264 59V19L255 22L258 32H253V18L247 10V5L243 3L231 4L228 0H210ZM261 5L264 7V0H261ZM190 9L197 16L205 15L202 7L192 5ZM82 15H88V13L85 12ZM80 16L59 23H69L79 19ZM41 23L44 21L33 23L30 28L34 29ZM185 42L187 48L182 47ZM188 48L195 53V56L188 52ZM250 52L251 55L246 61V56ZM136 63H141L143 66L140 60H137ZM136 63L132 64L133 69H135ZM258 83L264 85V79L259 80ZM240 91V89L229 86L223 97L227 102L224 115L229 119H231L232 105L240 100V96L237 95ZM11 115L16 116L17 114L11 113ZM256 120L255 115L248 120L249 128ZM222 122V120H217L216 124L220 125ZM237 127L233 121L232 130L234 131ZM9 143L14 142L9 141ZM130 154L131 164L139 182L148 183L147 178L151 177V182L155 183V180L163 175L162 172H147L143 167L144 157H137L135 153ZM213 181L215 182V177H213ZM176 197L187 200V197L180 192H176ZM193 201L197 202L198 206L201 203L195 201V198ZM127 212V208L120 212L118 220L122 219ZM200 219L205 224L208 223L203 218ZM201 231L204 233L203 236L200 235ZM194 232L193 246L197 251L204 252L210 264H240V260L234 259V253L230 251L226 239L214 237L207 227L203 230L197 228ZM198 240H203L204 243L195 244V241ZM149 252L154 259L157 257L151 248L146 247L145 253ZM243 264H249V261L245 259Z\"/></svg>", "mask_w": 264, "mask_h": 264}]
</instances>
